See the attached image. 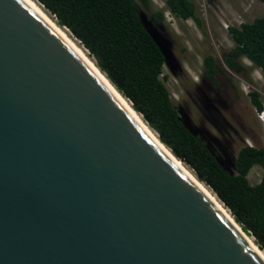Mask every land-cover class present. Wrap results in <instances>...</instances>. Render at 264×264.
Returning <instances> with one entry per match:
<instances>
[{"label":"water","instance_id":"obj_1","mask_svg":"<svg viewBox=\"0 0 264 264\" xmlns=\"http://www.w3.org/2000/svg\"><path fill=\"white\" fill-rule=\"evenodd\" d=\"M139 20L180 71L163 25ZM0 264H264L22 0H0Z\"/></svg>","mask_w":264,"mask_h":264},{"label":"trees","instance_id":"obj_2","mask_svg":"<svg viewBox=\"0 0 264 264\" xmlns=\"http://www.w3.org/2000/svg\"><path fill=\"white\" fill-rule=\"evenodd\" d=\"M58 26L66 28L82 45L96 67L130 103L132 109L177 159L192 171L230 211L234 221L264 252V148L244 146L235 159L234 175L226 172L203 142L191 135L178 120L163 76L164 57L139 20L141 8L151 0H36ZM264 4V0H261ZM166 9L180 20L202 19L190 0H165ZM162 10L150 13L153 24L164 23ZM233 47L223 61L232 70L233 57L247 59L264 74V11L251 23L228 29ZM214 59L204 63L211 69ZM237 67V68H236ZM257 112L264 108L259 93H249ZM262 169L259 183L251 185L248 174Z\"/></svg>","mask_w":264,"mask_h":264},{"label":"rangeland","instance_id":"obj_3","mask_svg":"<svg viewBox=\"0 0 264 264\" xmlns=\"http://www.w3.org/2000/svg\"><path fill=\"white\" fill-rule=\"evenodd\" d=\"M190 1L194 3L197 14L202 19L200 28L192 20L183 21L172 16L166 9L165 0H151V6L148 8L140 7V11L148 17H150L151 11H163L164 26L166 32L169 33V37L171 35L173 37V47H179V50L182 48L187 53L189 61H184L182 66L185 68L184 72L192 80L198 74L200 57L205 53H212L217 57L218 54L221 55L231 49L234 44L230 38L228 28L253 22L256 18L262 16L264 4L261 0ZM216 13L217 15H215ZM49 16L56 22L52 15L49 14ZM67 34L75 39L68 30ZM77 42L79 43V41ZM239 61L244 70L237 74L234 79L237 90L241 93V99L238 104H235L234 109L245 127L244 132H240V136L244 140V144L241 145L264 148V108L261 112H257L250 103L249 98L250 92L259 93L264 106V74L247 59L241 57ZM163 76L166 77L165 83L170 92L172 103L176 107L182 101L180 83L178 84L177 78L172 76L166 67L163 69ZM261 176L262 169L259 166H254L248 174V181L251 185H255L259 183Z\"/></svg>","mask_w":264,"mask_h":264},{"label":"flooded vegetation","instance_id":"obj_4","mask_svg":"<svg viewBox=\"0 0 264 264\" xmlns=\"http://www.w3.org/2000/svg\"><path fill=\"white\" fill-rule=\"evenodd\" d=\"M162 25L165 35L172 42L173 54L182 66L184 61H189L187 53L182 48L179 50V47H173V37H171L172 35L171 38L169 37L164 23ZM229 51L230 49L221 55L218 54L219 57H215L212 53L203 54L200 57L198 74L192 80L184 72L183 66L180 71H175V73L167 68L170 74L177 78L182 90L181 104L176 106L177 113L184 112L189 118L191 126L202 134L195 137L204 143L215 160L222 162L223 166L226 163L223 153L236 159L238 151L242 147L248 146L241 145L244 144V140L240 136V132H244L245 127L234 109L235 104H238L241 99V93L237 90L234 78L244 70V67H239L234 71L224 63L223 57L228 56ZM208 55L214 59L211 69L204 63L205 57ZM240 58L239 55L233 57L236 65H242L239 61ZM188 64L190 65V63Z\"/></svg>","mask_w":264,"mask_h":264},{"label":"bare ground","instance_id":"obj_5","mask_svg":"<svg viewBox=\"0 0 264 264\" xmlns=\"http://www.w3.org/2000/svg\"><path fill=\"white\" fill-rule=\"evenodd\" d=\"M22 1H24L29 7H31L88 65V67L98 76V78L103 82V84L118 100L123 108L129 113V115L134 119L139 127L164 151V153L181 169V171L204 192V194L214 203L219 211L226 217V219L232 224V226L242 235V237L249 243V245L259 255V257L264 261V252H262L258 248L253 238L243 232L241 227L234 221L230 212L221 204V202L216 198L213 192L203 183L198 181L192 171L186 165L182 164L175 156H173V154L166 148V146H164L159 141L156 134L151 130V128L148 127L144 123L142 118L132 109L130 103L114 88V86L111 84V82L108 81L105 75L100 72V70L96 67L94 61L89 58V55L82 48V46L67 34L66 29L58 26L57 23L49 16V14L40 6V4L36 0Z\"/></svg>","mask_w":264,"mask_h":264},{"label":"built area","instance_id":"obj_6","mask_svg":"<svg viewBox=\"0 0 264 264\" xmlns=\"http://www.w3.org/2000/svg\"><path fill=\"white\" fill-rule=\"evenodd\" d=\"M170 13V12H169Z\"/></svg>","mask_w":264,"mask_h":264}]
</instances>
